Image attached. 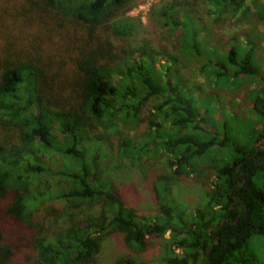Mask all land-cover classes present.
I'll return each instance as SVG.
<instances>
[{
	"label": "trees",
	"instance_id": "1",
	"mask_svg": "<svg viewBox=\"0 0 264 264\" xmlns=\"http://www.w3.org/2000/svg\"><path fill=\"white\" fill-rule=\"evenodd\" d=\"M133 1L0 0V264H100L103 241L117 233L131 254L114 264H150L138 256L154 241L165 242L159 264H264L252 250L264 238V186L256 180L264 128L256 145L234 144L210 109L196 107L198 90L174 74L181 58L201 60L198 72L213 86L243 76L264 82L251 62L254 41L244 39L253 49L243 59L235 48L220 53L199 16V6L217 19L240 14L248 0L154 7L157 26L186 36L175 52L132 44ZM250 100L264 121V87ZM122 121L148 131L132 137ZM156 159L167 167L152 182L160 213L146 216L109 169ZM197 164L214 172L204 199L179 203L176 182L201 177Z\"/></svg>",
	"mask_w": 264,
	"mask_h": 264
},
{
	"label": "rangeland",
	"instance_id": "2",
	"mask_svg": "<svg viewBox=\"0 0 264 264\" xmlns=\"http://www.w3.org/2000/svg\"><path fill=\"white\" fill-rule=\"evenodd\" d=\"M169 0H134L132 8L128 12L131 23L135 27L136 35L132 40V44L137 46L145 41L150 42V46L156 50L162 47H170L174 52V46L183 44L184 33L175 29H164L157 26L153 20L152 10L154 7L163 6ZM208 6H199V16L202 18L203 25L206 26V38L211 46L217 47V51L228 53L232 48L237 50L238 55L243 59L247 52L253 48L247 45L244 40L252 39L255 43V59H252V65L258 67L264 76V19L261 18L259 12L264 8V0H248L247 7L240 10V14H229L228 16L217 19L209 17L206 14ZM120 45V44H118ZM218 55V54H217ZM220 57V56H219ZM203 65L201 60H197L194 64L188 63L180 58L178 67L175 68V75H182L185 84L188 87L198 90L196 93V107L201 113H206V109H210L216 127L219 130H227L228 136L234 144L241 146H254L257 144V132L264 128V121L254 117L252 112L253 94L257 89L264 87V82L258 84L250 78L241 77L237 82L230 83L227 79L219 82L218 86L211 85L205 77L200 75L198 68ZM229 66V65H228ZM177 69V70H176ZM209 95V96H208ZM234 106V107H232ZM235 108L236 112L232 109ZM122 127L128 135L135 138L144 137L147 133V124L140 125L124 124ZM11 137L16 136L12 130L9 132ZM261 143L259 147H263ZM224 162H230L234 159L230 148L223 151ZM110 162H106V164ZM109 172L116 179L120 186L122 196L129 204L139 212L146 216H157L160 213L156 195L153 191V178L156 175L167 171L164 160H151L146 162L143 168L138 164H130L129 162H113L111 163ZM198 172L201 177L194 179H180L176 182L175 193L177 201L182 204L196 206L202 203L204 194L208 188L210 177L214 172L206 167L205 164H197ZM208 166V165H207ZM63 164L55 163V171H62ZM62 178V176H60ZM257 184L264 186V174H260L257 178ZM63 185H71L70 182H62ZM48 202H44L40 206L45 209ZM95 213L96 210H90L88 213ZM60 225L65 226L68 220H62ZM26 250V249H25ZM253 252L258 256L259 260L264 263V238L257 240L252 244ZM165 251V242L154 241L150 243L147 251L139 255L138 258L147 261L150 264H159L163 258ZM29 253V250L27 251ZM32 255V251L30 252ZM131 254L125 243V235L117 233L108 237L103 241L102 252L99 256L100 264H114L115 261L123 256Z\"/></svg>",
	"mask_w": 264,
	"mask_h": 264
}]
</instances>
